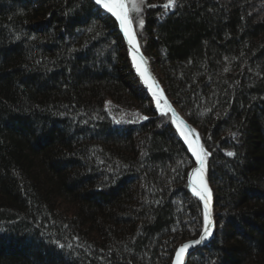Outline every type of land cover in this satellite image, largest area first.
Masks as SVG:
<instances>
[{
  "label": "trees",
  "instance_id": "1",
  "mask_svg": "<svg viewBox=\"0 0 264 264\" xmlns=\"http://www.w3.org/2000/svg\"><path fill=\"white\" fill-rule=\"evenodd\" d=\"M165 3L132 23L210 153L217 234L188 264H264V0ZM117 29L91 0H0V264H171L203 229Z\"/></svg>",
  "mask_w": 264,
  "mask_h": 264
},
{
  "label": "snow or ice",
  "instance_id": "2",
  "mask_svg": "<svg viewBox=\"0 0 264 264\" xmlns=\"http://www.w3.org/2000/svg\"><path fill=\"white\" fill-rule=\"evenodd\" d=\"M98 5H101L107 12L111 13L116 19L119 21L120 28L123 30L125 37L127 38L128 44L132 46L131 53L133 62L136 65V69L139 72L140 76L144 78V82L148 84L149 87L154 86V78L150 76L147 69L142 65L146 63L145 59L139 52V46L137 43V37L135 32L133 31V24L130 18L129 6L126 0H95ZM145 0H141V3H144ZM150 7H155V5H149ZM176 6V0H167V3L163 4V8L171 9ZM131 9L136 12L140 11V7L133 2L131 5ZM141 28L143 27L144 21L141 19L139 21ZM139 56V60H138ZM151 81V82H150ZM153 95L156 96L157 106L159 107L161 100L163 99L162 93L153 92ZM170 110L171 106L166 105ZM172 111V115L179 119L176 116L174 110ZM138 115V114H135ZM142 119L147 120L148 117L144 116ZM182 123V121H181ZM183 135V133H181ZM189 147L193 148V152L196 155L197 161L199 163V167L193 170V184L192 190L193 193L199 198V200L203 201L204 204V223H203V235H201L200 239L192 241L190 243L183 244L176 252H175V261L174 264H184V257L187 254V250L193 245L200 244L203 240L209 237L212 234L213 228V220H212V210H211V201H212V193L208 186L206 180V158L210 155L207 151L204 150L203 146H200L199 150L193 147L192 142H189ZM229 156L235 155V153L229 152Z\"/></svg>",
  "mask_w": 264,
  "mask_h": 264
},
{
  "label": "water",
  "instance_id": "3",
  "mask_svg": "<svg viewBox=\"0 0 264 264\" xmlns=\"http://www.w3.org/2000/svg\"><path fill=\"white\" fill-rule=\"evenodd\" d=\"M93 2L94 5H96L101 11L107 13L116 23L117 25V30L119 35L121 36L122 40H123V44H124V51H125V57L127 59V61L129 62V65L131 66V73L134 74L142 83L143 88L146 92H149L151 94L152 97H154L156 99V96L153 95V92H157L162 93L163 95V99L161 100L160 104L166 109V113L170 116L171 119V123L173 124L174 128L177 130V128H179L180 130H182L185 138L181 135V133L178 131V134L180 135L181 140L184 141V143L186 144L188 151L190 153V156L193 160V166L189 172L188 178H187V191L188 194L195 199L203 208L204 211V204L203 201L199 200V198L193 193L192 190V184H193V170L197 167H199V163L197 161L196 155L193 152V148L189 147V142H192L193 147H195L197 149V151L199 150L200 146H202V142H201V137H200V133L199 131L183 116V114H181V112L176 108V106L168 99L161 83L160 80L158 79V77L156 76L154 70L152 69L151 65L149 64L147 58L145 57V55L143 54L142 48L137 40L138 46H139V52L140 54L143 56V58L145 59L146 63L143 64L142 66L145 67L148 71V73L150 74V76L152 78H154V86L153 87H149L148 84H146L144 82V78L140 76L139 72L136 69V65L133 62L132 59V53H131V48L132 46L128 44L127 38L124 35L123 30L120 28L119 25V21L116 19L115 16H113L111 13L107 12L101 5H98L95 0H91ZM134 31V30H133ZM138 60H139V56H138ZM151 82V81H150ZM166 105H170L171 106V110H174L176 113V116L179 117V119H177L176 117H174L172 115V111L166 106ZM182 121V123H181ZM206 176V180L208 183V186L211 190L212 193V201H211V210H212V220H213V228H212V234L207 237L205 240H203L200 244H196L193 245L192 247H190L187 250V254L184 257V264H188V261L190 259V257L192 256V254H194L195 252L205 248L206 246H208L216 237L217 234V209H216V203H215V190L213 185L211 184L207 172L205 173ZM201 235H203V229L200 233V235L198 237H196L195 239H191V240H187L185 242H182L178 247H176L175 252L185 243H190L192 241L198 240L200 239ZM175 261V253L174 256L172 258L171 264H174Z\"/></svg>",
  "mask_w": 264,
  "mask_h": 264
},
{
  "label": "rangeland",
  "instance_id": "4",
  "mask_svg": "<svg viewBox=\"0 0 264 264\" xmlns=\"http://www.w3.org/2000/svg\"><path fill=\"white\" fill-rule=\"evenodd\" d=\"M126 2H127V4H128V6H129V9H130V12H129V15H130V18H131V20H132V18L134 17H137V14L141 11V7L145 4V2L144 3H141V0H126ZM133 2H135L139 7H140V11L139 12H136L135 10H132L131 9V5H132V3ZM133 18V19H134ZM133 24V23H132ZM124 54H125V51H124ZM155 108L157 109V111L160 113V114H162L163 112H162V109H164L162 106H160L159 105V107L158 106H155ZM163 115H165V114H163ZM198 237V236H197ZM180 245V244H179ZM179 245H177V247L179 246Z\"/></svg>",
  "mask_w": 264,
  "mask_h": 264
},
{
  "label": "bare ground",
  "instance_id": "5",
  "mask_svg": "<svg viewBox=\"0 0 264 264\" xmlns=\"http://www.w3.org/2000/svg\"><path fill=\"white\" fill-rule=\"evenodd\" d=\"M150 99H151V105L155 108V106H157V102H156V99L154 98V97H152V96H150ZM160 106H162L161 104H160ZM163 107V106H162ZM164 108V107H163ZM156 109V108H155ZM157 110V109H156ZM162 114H167L166 113V109L164 108V109H162ZM177 130L180 132V133H183L182 132V130H180L179 128H177ZM182 135V134H181ZM184 138H185V136H184V134L182 135Z\"/></svg>",
  "mask_w": 264,
  "mask_h": 264
}]
</instances>
